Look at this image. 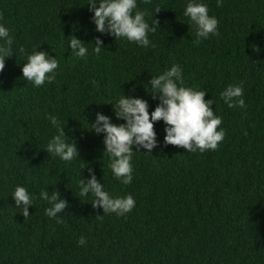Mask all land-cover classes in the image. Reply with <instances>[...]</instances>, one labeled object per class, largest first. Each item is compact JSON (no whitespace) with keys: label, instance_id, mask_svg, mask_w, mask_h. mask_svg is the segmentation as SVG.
<instances>
[{"label":"trees","instance_id":"16d2710c","mask_svg":"<svg viewBox=\"0 0 264 264\" xmlns=\"http://www.w3.org/2000/svg\"><path fill=\"white\" fill-rule=\"evenodd\" d=\"M204 2L219 34L195 44L186 0H137L149 24L159 25L149 34L156 47L141 48L97 32L86 0H0V23L14 41L0 72V264H264V0ZM72 34L89 42L85 58L71 53L65 37ZM34 46L59 61L53 82L40 87L21 74ZM173 63L186 86L207 90L224 138L215 150L187 152L163 143L158 121L159 143L133 153V180L123 185L108 168L103 134L87 130L88 122L101 111L123 123L107 103L122 94L146 99L151 112L159 101L147 81ZM241 81L246 106L229 108L219 93ZM45 113L58 117L78 158L65 162L43 149L56 132ZM89 167L110 195L131 194L134 208L103 214L91 196L79 198L77 181ZM16 185L34 194L27 218L10 196ZM41 190L67 200L62 223L45 215Z\"/></svg>","mask_w":264,"mask_h":264},{"label":"clouds","instance_id":"9594fccd","mask_svg":"<svg viewBox=\"0 0 264 264\" xmlns=\"http://www.w3.org/2000/svg\"><path fill=\"white\" fill-rule=\"evenodd\" d=\"M217 6L222 0H216ZM89 11L92 13L90 20L95 25V30L101 34H108L117 39L135 43L141 48H155V43L150 40L149 34L157 30L158 22L153 19L152 24L145 19L147 13L139 10L137 0H86ZM159 8L156 10L158 11ZM183 15L194 27L195 44L207 39L209 35H218V19L209 15L208 5L204 0H186ZM189 23H187L189 25ZM70 46L71 53L77 58H85L89 49L76 35L65 37ZM91 42V41H90ZM13 37L10 29L0 23V72L4 69L5 58L13 53ZM92 52L99 55L103 47V40L97 36ZM65 47V44H64ZM27 54L26 61L21 66V74L24 80L31 82L33 87H40L46 82L51 83L55 79L59 61L56 55L52 56L48 51L37 50ZM21 53L24 52L20 48ZM153 99H158L154 109L149 112L148 101L139 96L122 94L111 103L117 120L123 123H113L112 117L101 111L94 113V119L88 124L87 130L96 134H103V155L108 157V168L112 176L123 185H128L133 180L132 157L134 152L151 153V150L159 143L154 124L162 121L164 124V144L183 147L187 152H204L215 150L218 143L224 138V129L219 127L222 118L212 109L213 99H205L207 90H198L195 87L186 86L184 83L183 69L179 64L173 63L165 71L155 76H150L147 81ZM222 101L229 107L245 108L243 98V82L229 84L219 93ZM45 119L56 129L55 134L48 140L43 148L50 156L58 157L65 162H71L78 158V149L75 141L65 135L64 127L56 115L45 113ZM87 119V117H86ZM133 145L136 149H133ZM85 167L82 164L81 169ZM89 176L77 181L79 189L78 197L91 196L93 208L99 206L103 214L114 213L122 216L130 212L135 206V199L131 194L124 196H112L104 189L103 183L97 179L91 167ZM81 171V170H80ZM14 206L19 209L24 218L29 216V207L33 206L34 194L25 186L16 185L11 192ZM39 198L48 203L44 209L49 218H56L57 223H62L58 214L67 207V200L61 194L53 190H41ZM100 216V215H99ZM97 216V217H99ZM86 237L80 235L77 239L79 246H85Z\"/></svg>","mask_w":264,"mask_h":264}]
</instances>
